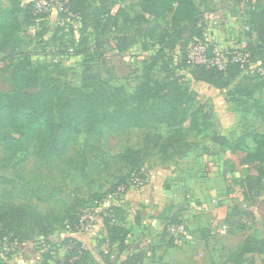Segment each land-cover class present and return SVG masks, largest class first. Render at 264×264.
<instances>
[{"label": "rangeland", "instance_id": "374dc122", "mask_svg": "<svg viewBox=\"0 0 264 264\" xmlns=\"http://www.w3.org/2000/svg\"><path fill=\"white\" fill-rule=\"evenodd\" d=\"M35 1L0 0V13L8 16L6 24L0 18V44L16 35L32 65L45 67L63 90L81 87L100 110H130L140 104L137 88L152 63L150 86L176 82L196 93L202 106L199 121H209L212 127L196 131L188 123L133 125L105 131L85 149L80 133L65 155L52 163L22 151L6 164L0 142V176L10 180L0 182V204H30L57 218L51 235L34 234L26 240L37 252L7 237L10 251L0 243L4 260L61 264L62 252L54 247L66 238L63 234L73 232L67 227L76 216L92 213L95 227L83 233L92 243L84 241L87 250L80 264H104L101 251L109 264H264L252 252L253 236L264 235V162L260 167L241 163L244 155L264 144V75L251 77L237 68L224 88L194 80L184 53L186 43L199 36L197 29L186 21L172 27L168 9L144 12V20L138 21L142 0H81L79 14L69 9L68 0H48L52 9L35 14ZM195 3L202 13H222L221 22L212 24L219 45H246L255 68H264V35L258 33L264 0ZM125 39L129 44L122 49ZM3 56L0 53V61ZM10 70L8 63L0 62L3 92L14 87ZM150 102L148 98L144 104ZM15 116L13 111L2 116L5 133ZM173 130L185 137L166 150L144 140L146 134L163 140ZM213 134L225 137L224 145L214 142ZM138 171L144 184L121 198L115 195L117 186ZM243 183L248 190L242 189ZM254 211L257 224H252ZM112 223L127 228L122 244H108L104 238ZM177 223L186 229L180 241L167 226ZM40 237L54 248L47 258L45 251L38 253Z\"/></svg>", "mask_w": 264, "mask_h": 264}, {"label": "trees", "instance_id": "16d2710c", "mask_svg": "<svg viewBox=\"0 0 264 264\" xmlns=\"http://www.w3.org/2000/svg\"><path fill=\"white\" fill-rule=\"evenodd\" d=\"M196 1L205 0H142L137 20H144V12L157 14L168 9L171 12L172 27L180 26L186 21L188 25H193L200 35L199 19L203 13L200 12ZM68 7L72 12L79 14L81 0H68ZM258 13L261 27L258 33L264 35V3ZM0 18L7 23L6 14L0 13ZM10 36L6 42L0 44V53L4 55L0 62L10 65V78L14 83L11 91L0 90V142L3 143V158L6 164H10L15 155L22 151H29L42 162L52 163L65 155L69 145L80 133H84L85 149L105 131L119 132L133 125L143 127L167 122L175 125L188 123L189 127L196 131L212 127L209 121H199L202 106L196 93L186 92L176 82L161 88L150 86L152 63L146 67L144 80L137 88V100L140 104L130 110L121 107H116L113 111L100 110L81 87H68L63 90L45 67H34L30 55L21 48L16 35ZM128 44V39L123 40L121 48H126ZM186 55L184 53L185 57ZM237 68V65H231L220 71L203 64L191 65V76L194 80L224 88L229 78L236 75ZM148 98H151V102L145 105L144 101ZM7 111L15 112L16 116L7 124L8 132L5 133L2 130V116ZM184 137L185 134L173 130L172 134L163 140L158 135L149 134L145 135L144 140L152 148L166 150L181 142ZM212 140L221 146L225 143L223 136L213 134ZM263 162L264 144L244 155L241 160L243 165L249 167H260ZM9 181L0 176L1 183ZM242 189L248 190L245 183ZM78 218L79 215L71 222L72 226L67 228L72 230ZM56 222V216L50 213L42 214L30 204L3 202L0 204V243L7 237L16 242L29 239L34 234L47 236L54 230ZM126 234L127 228L120 224L112 223L107 226V240L110 244H122ZM66 240L68 237L64 239ZM253 250L264 255V238L254 242ZM44 255L46 257L48 253ZM99 255L104 264H109L104 252L101 251ZM134 257L138 260L140 256L137 254ZM81 259L77 264L81 263ZM0 264H6L1 253Z\"/></svg>", "mask_w": 264, "mask_h": 264}, {"label": "built area", "instance_id": "2783aa9c", "mask_svg": "<svg viewBox=\"0 0 264 264\" xmlns=\"http://www.w3.org/2000/svg\"><path fill=\"white\" fill-rule=\"evenodd\" d=\"M245 3L254 2L255 0H242ZM53 3L48 0H36L34 4L35 14H46L52 9ZM222 13L220 12H206L202 14V19L199 22L201 27V34L194 38L193 41L187 44L186 53L187 60L191 65L203 64L207 67H213L217 70L223 71L231 65H237L240 69L245 70L251 75L260 73L264 75V68L256 69L253 65L252 55L246 45H233L229 48H224L218 44L216 37V30L212 27L217 25L222 20ZM209 22V26L206 23ZM248 29V28H247ZM142 171L133 173L130 178L117 186L114 194L120 198L125 195L129 190L141 187L144 184ZM106 215L109 214L106 212ZM95 215L87 213L79 215L77 223L73 226L74 233H87L93 231L95 225ZM168 229L175 239L179 241L185 235V225L183 223L168 224ZM223 232V230H221ZM5 251H10L11 246L5 238L2 242ZM39 247L46 253H54V248L62 252L60 258L61 264H77L83 254L87 250V246L83 240L75 237H68V240L59 243L53 249L50 248L47 240L43 237L39 238Z\"/></svg>", "mask_w": 264, "mask_h": 264}, {"label": "crops", "instance_id": "0c3cea01", "mask_svg": "<svg viewBox=\"0 0 264 264\" xmlns=\"http://www.w3.org/2000/svg\"><path fill=\"white\" fill-rule=\"evenodd\" d=\"M261 191L262 190H259V194H261ZM256 195H254V197H255ZM254 219H252V224H257V222H258V220H257V218H258V216H257V212L256 211H254ZM256 217V218H255ZM98 221V226H100L101 225V221L100 220H97ZM97 221H96V224H97ZM120 225H122V226H124L123 224H120ZM124 227H126V226H124ZM49 235H51V233L49 234ZM49 235H47V236H49ZM65 237H75V238H77V239H80V240H83V241H86L88 244L89 243H92L88 238H87V235L85 236L84 234H81V233H74V232H66L65 234H63ZM251 235H254V234H251ZM254 238H256V240H259V239H263L264 238V235L263 236H257L256 234L253 236ZM104 238L106 239V242L109 244V242H108V240H107V227H106V231H104ZM51 239H53L52 238V236H50V240ZM26 240H28V239H26ZM26 240H24V241H16L17 243H19V245H20V247L22 248V247H28L29 248V251H35V252H37L33 247H32V244L30 243V242H26ZM52 241V240H51ZM54 241H57V240H54ZM64 240H61V241H58L59 243H62ZM90 241V242H89ZM58 242H55L54 244H57ZM114 244V243H113ZM58 245V244H57ZM93 247L94 246H90V248L91 249H93ZM40 247L38 246L37 247V249H38V253L39 252H41L42 250L41 249H39ZM247 251V250H246ZM252 252H254V254H256V255H258V256H260L262 259H264V255L263 254H260V253H258V252H255L253 249H252ZM44 254H46L47 255V253H44ZM44 256V255H43ZM48 256V255H47ZM47 256H46V258H47ZM45 257V256H44ZM4 259V258H3ZM44 259V258H43ZM5 261V263L6 264H8V263H11V264H13V263H15V259H10V260H8V262H6V260H4Z\"/></svg>", "mask_w": 264, "mask_h": 264}]
</instances>
